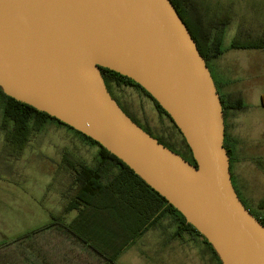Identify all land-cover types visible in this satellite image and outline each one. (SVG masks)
Listing matches in <instances>:
<instances>
[{
    "label": "water",
    "instance_id": "obj_1",
    "mask_svg": "<svg viewBox=\"0 0 264 264\" xmlns=\"http://www.w3.org/2000/svg\"><path fill=\"white\" fill-rule=\"evenodd\" d=\"M101 68L132 79L160 104L197 165L131 119ZM0 88L126 163L222 264H264V225L232 180L220 93L171 0H0Z\"/></svg>",
    "mask_w": 264,
    "mask_h": 264
},
{
    "label": "rangeland",
    "instance_id": "obj_2",
    "mask_svg": "<svg viewBox=\"0 0 264 264\" xmlns=\"http://www.w3.org/2000/svg\"><path fill=\"white\" fill-rule=\"evenodd\" d=\"M196 1L202 8L207 22L220 16L230 18L228 25L217 30V35L222 39L224 52L209 61V66L223 97L234 104L238 100L242 101V109L227 111V139L234 153L231 170L242 199L256 214L263 216L264 209L260 204L264 199V49H235L230 45L235 39L241 44H252L262 40L264 0ZM113 89L145 127L177 147L183 146L184 136L177 125L165 113L159 111L154 101L144 91L127 84L114 85ZM2 101L3 97L0 93V175L13 174L14 178L20 176L26 179V182L20 183L21 190L17 188L1 190L0 200L21 199L23 193L22 198L29 200L30 205L35 208L36 197L45 194L41 202L52 209V212L59 213V210L64 209L73 198L77 187L75 173L61 171L64 170L61 165L64 150H70L83 158L86 163L94 166L99 157V146L67 126L50 120L40 131L32 135L22 155L18 158L6 155L3 149L4 130L1 129ZM51 176L54 180L48 189L47 186L51 181L48 179ZM0 189L3 188L0 186ZM99 203L110 204L108 198H101ZM16 210L15 206L7 207L6 210L5 207H0V215L5 216V220L9 221L12 227H16L15 232L8 234L9 241L14 240L11 238L14 233L27 231L36 225L33 224L34 215L24 216L17 214ZM99 225H103L101 227H104V232L112 239L120 237L122 243L133 229H138L139 219L135 217L130 220L123 219L119 233L115 231V227L112 228L114 230H110L112 233L107 232L106 227L110 228L112 224ZM166 225L167 232L176 227V224L173 221L171 223L170 220L166 221ZM101 234L99 233L98 236ZM56 235L61 237L57 233ZM45 236L36 242L42 251L51 248ZM163 238L164 235L157 227L136 233L127 241L120 260L116 259L115 264H219L212 250L204 243L201 247L189 244L184 246V250L181 248L171 250L166 243L167 238ZM9 252L14 255L12 260L16 264L17 262L26 264L27 255L22 254V247L11 248ZM83 259H85L84 255ZM75 260L79 262L78 259ZM87 264L95 263L88 261ZM104 264L112 263L105 260Z\"/></svg>",
    "mask_w": 264,
    "mask_h": 264
},
{
    "label": "trees",
    "instance_id": "obj_3",
    "mask_svg": "<svg viewBox=\"0 0 264 264\" xmlns=\"http://www.w3.org/2000/svg\"><path fill=\"white\" fill-rule=\"evenodd\" d=\"M171 1L182 19L187 24L201 54L206 59L209 66V61L219 57L224 52L222 48V39L217 35V30L228 25L230 23V18L220 16L212 18L209 22H207L204 18L202 8L200 7L198 1ZM261 39L262 40L252 44H241L237 39H235L230 46L231 48L235 49H264V37ZM101 72L105 79L108 90L109 88L113 89L114 85L121 86L124 84L139 87L154 101L159 111L170 117V115L160 106V104L144 88H142L132 79L108 68H101ZM214 80L222 99L226 124L228 109H242V101L238 100L235 104L228 102L223 97L220 91V86L218 85L215 78ZM0 93L3 97L1 108V129L4 130L5 140L3 149L6 155L16 158L22 155L25 147L31 140L32 135L35 132L40 131L50 120H54L62 125L67 126L68 128L80 134L82 137L99 146V157L97 158L96 164L94 166L86 163L83 158L75 155L70 150H64L61 164L64 170L61 171L64 173L74 172L75 184L77 185L75 189L76 193L70 200L71 203L66 205L65 211L69 212L75 209L79 211V214H82V210L87 209L86 212H91L93 214L91 215V222L93 224L103 223L111 225L115 221L114 218H116V216L120 219V224L123 219L130 220L133 217H135V219H139L138 229L129 233V236L126 237L124 242H120L119 247L115 251L122 249V247L133 235L136 233L145 232L150 227L154 226L163 215L169 214L174 216L173 221L177 223V236L180 237L184 234L198 236L204 242V244H206L210 250H212L215 257L218 259L219 264H222V261L220 260L213 246L192 224L187 222L183 214L173 205L169 204L163 196L152 189L150 185H148L139 175L134 172L133 169H131L117 156L109 152L97 141L61 122L57 118L50 116L48 113L40 111L29 104L23 103L11 96L6 95L1 88ZM121 108H124L123 110L131 117V119H133V121L140 125L151 136L158 139L160 143L180 154L193 165H197L192 151L184 137V144H182L183 148H179L175 144L166 140L164 137L155 134L148 127H145L132 114L126 105ZM170 119L172 120L171 117ZM224 146L232 160L234 153L232 146L228 143L227 125ZM235 189L239 195V189L237 187H235ZM101 198H108L110 204L104 205L103 203H99ZM241 200L243 203L245 202L243 199ZM244 205L264 225V215L260 216L256 214L249 207V205L246 203H244ZM260 207L264 209V199L261 201ZM53 221L54 222L52 224H49L34 232H27L22 236L9 241L5 245L0 246V264H16V262L12 260L14 255L10 254L9 252L11 248L15 247H22V254L27 255L25 256L26 264H84L77 262L75 260L76 258H73V256L70 255L72 252L71 250H68V252H63L60 248V245H56L55 248H50L48 251H42V248L36 244V242H39V240L42 238V232H46L48 230H52V232L49 235L45 234V239H48L50 245L55 244V242L57 243V239L55 238L57 237L56 233L59 234V236L61 235V237H57L59 240H62V238L66 236L64 233L65 231L75 235L76 230L71 225H67L64 222V218L62 216H53ZM53 236L55 237L54 243L52 244L51 238ZM109 257L110 256L105 255L104 261L107 260L110 263L115 264L114 259H110Z\"/></svg>",
    "mask_w": 264,
    "mask_h": 264
},
{
    "label": "crops",
    "instance_id": "obj_4",
    "mask_svg": "<svg viewBox=\"0 0 264 264\" xmlns=\"http://www.w3.org/2000/svg\"><path fill=\"white\" fill-rule=\"evenodd\" d=\"M221 91V90H220ZM48 180H51L47 186L49 189L52 186V181L54 180V177L51 176L49 177ZM25 183L26 179H23L20 176H9V175H0V186L3 189L1 190H13V189H20L21 190V185L20 183ZM24 190V189H23ZM23 195V193H22ZM22 195L20 196L21 199L17 198H11L13 200L8 201V200H0V207H5V210L7 207L15 206L17 208V214H22L24 216L28 215H34L35 219L33 221L34 227H31V229H27V231H22L20 233H14L11 238H18L22 236L23 234L27 232H34L37 231L49 224H52L53 221V216H62L64 218V222L67 225H71L76 231L75 235L72 233L64 232L65 237L62 238L61 241H58L57 243H54V237L51 238L53 241L51 245V248H55V246H62V251L66 252L67 250H71L72 252L70 253L73 258H76L79 260V263H84L87 264L88 261L91 263L98 264V261L100 262L99 264H104V256H110V259H114V261L117 259L120 260L121 255L124 252V249L126 248V245L122 247V249L115 251L119 245H120V240L119 238L117 239H112L107 235L106 232H104V227H101L103 225L99 224H93L91 222V215H93L91 212H86L87 209L82 210V214H79L78 210H71L69 212L65 211L62 209L61 211L59 210V213H54L52 212V209H49L46 207L42 200L44 195L42 197H36L34 201L37 204L35 208L30 205L29 200H24L22 198ZM29 195V194H28ZM32 200V198H31ZM71 203V201H69ZM68 203V204H69ZM5 216L0 215V246L5 245L6 243L9 242L8 239V234H12L15 232L16 227H12L9 223V221L5 220ZM173 215L165 214L163 215L154 226L152 227H157L160 229L162 232V235H164L163 239L168 240V246L170 247L171 250H176L178 248H181V250H184L185 245H194V246H200L203 245V241L200 240L198 236H193L192 234H184L182 236H177L176 235V227L177 223L173 221ZM114 222L112 223L113 225L107 228V232L112 233L110 230H114L112 228H116L115 231L119 233L120 228L122 227L120 224V219L116 216L114 218ZM172 223V221L176 224L175 229L167 230V225L166 221H169ZM151 228V227H150ZM149 228V229H150ZM134 230V229H133ZM164 230V231H162ZM52 232V230H48L46 232H42V237L43 235L47 234L49 235ZM104 232V233H103ZM99 233H102L101 235L98 236ZM107 235V237H106ZM166 236V237H165ZM57 240H59L57 237H55ZM81 238V239H79ZM55 239V241H56ZM13 240V239H12ZM85 242H84V241ZM60 246V247H61ZM205 249V248H204ZM68 252V251H67ZM206 252V251H205ZM75 253V255H74ZM83 255L85 259H83Z\"/></svg>",
    "mask_w": 264,
    "mask_h": 264
},
{
    "label": "flooded vegetation",
    "instance_id": "obj_5",
    "mask_svg": "<svg viewBox=\"0 0 264 264\" xmlns=\"http://www.w3.org/2000/svg\"><path fill=\"white\" fill-rule=\"evenodd\" d=\"M210 67V66H209ZM211 69V68H210ZM109 91H110V93H111V95L116 99V101L118 102V104L121 106V107H124V102L119 98V97H117L116 95H115V93L113 92L114 91V89H111V88H109ZM124 109V108H123ZM226 125H227V120H226ZM230 160H231V156H230ZM231 172H232V170H231ZM232 180H233V183H234V185H235V187H237V184H236V181H235V179H234V177H233V172H232ZM238 188V187H237ZM240 195V194H239ZM240 197H241V195H240ZM241 199H242V197H241ZM245 203V202H244ZM204 243V242H203ZM207 253L209 254V256H211V254H210V252H208V250H207ZM213 256H215L214 254H213Z\"/></svg>",
    "mask_w": 264,
    "mask_h": 264
}]
</instances>
